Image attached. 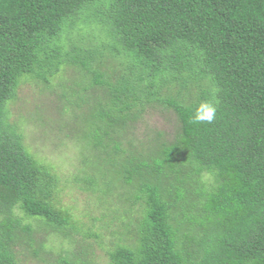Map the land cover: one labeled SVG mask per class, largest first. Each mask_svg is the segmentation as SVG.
<instances>
[{
  "label": "trees",
  "instance_id": "trees-1",
  "mask_svg": "<svg viewBox=\"0 0 264 264\" xmlns=\"http://www.w3.org/2000/svg\"><path fill=\"white\" fill-rule=\"evenodd\" d=\"M26 263L264 264V0H0V264Z\"/></svg>",
  "mask_w": 264,
  "mask_h": 264
},
{
  "label": "rangeland",
  "instance_id": "rangeland-1",
  "mask_svg": "<svg viewBox=\"0 0 264 264\" xmlns=\"http://www.w3.org/2000/svg\"><path fill=\"white\" fill-rule=\"evenodd\" d=\"M35 90L29 86L28 84H23L18 92V96H19V100L16 102V105L12 106V113L13 114H18L21 113L23 114V116L26 117V111H23L22 105H21V101H26L29 104H33V100H34V93ZM16 116V115H15ZM14 118V117H13ZM155 121L157 122V126L158 127H165L168 129V125L167 122L165 121L164 118L161 117H156ZM35 132V131H34ZM39 135V134H37ZM33 136H36V132ZM58 141L56 140L55 137H53V140L50 142H47V148H43L41 150V153L43 155H45L46 160L48 159L51 162H56V164L59 163V154L60 151L62 150H67V148H64V146L59 145V143H57ZM70 146H72V143L70 144ZM56 146V148H55ZM62 156V155H61ZM73 193H71L72 195H70L69 193L67 194L63 192L62 193V203L66 204V205H73L75 204V206H77V208L79 210H83V208H85V204L87 203V199H86V194L80 191H76V190H72ZM97 254V262L99 263H105L106 262V257H105V252L102 250H97L95 251ZM26 264H31V263H26Z\"/></svg>",
  "mask_w": 264,
  "mask_h": 264
}]
</instances>
